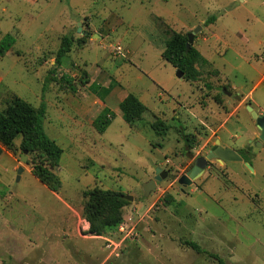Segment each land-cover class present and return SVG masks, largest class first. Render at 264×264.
I'll use <instances>...</instances> for the list:
<instances>
[{"label":"rangeland","instance_id":"rangeland-1","mask_svg":"<svg viewBox=\"0 0 264 264\" xmlns=\"http://www.w3.org/2000/svg\"><path fill=\"white\" fill-rule=\"evenodd\" d=\"M198 27L193 46L208 63L190 82L162 53L174 33ZM7 34L13 46L0 56V110L17 101L44 104V129L63 154L45 185L32 173V155L21 160V135L3 147L0 264H218L214 256L264 264V145L246 110L251 100L239 104L264 75V0H0V41ZM64 37L73 44L58 66ZM63 75L74 80V92ZM128 94L148 108L134 126L119 107ZM253 101L264 113V80ZM105 108L113 119L100 133L94 122ZM233 109L220 146L251 158L257 173L239 161L212 160L191 184L181 183L225 136L216 131ZM157 119L170 126L167 133L154 131ZM153 165L171 176L145 195ZM94 187L133 198L123 208V232L121 224L104 236L89 233L83 194ZM107 239L121 244L115 254Z\"/></svg>","mask_w":264,"mask_h":264},{"label":"trees","instance_id":"trees-1","mask_svg":"<svg viewBox=\"0 0 264 264\" xmlns=\"http://www.w3.org/2000/svg\"><path fill=\"white\" fill-rule=\"evenodd\" d=\"M216 20V16H212L208 23ZM188 35L183 36L179 33H174L166 43L165 50L162 53L163 59L171 64L177 70H180L183 78L190 82L197 81L201 72L197 68L198 65L208 63L199 51L192 45L187 49ZM73 40L70 37H64L61 46L57 52L56 64L62 65L64 57L70 52ZM13 46L12 37L7 34L0 41V56L3 57ZM52 74H55L54 72ZM60 82L65 88L74 92V80L63 75ZM89 82L88 74H82L80 83L86 85ZM95 92V86H89ZM113 88L109 87L106 93H109ZM120 110L127 124L134 126L143 118V115L148 111L146 105L134 94H128L120 102ZM46 114V106L42 104L40 107H34L24 101H17L12 106H9L5 112L0 110V155L3 153V147L11 148L14 140L21 135L22 140L20 149L22 152L27 151L32 155V173L39 181L45 185L54 179L53 170L59 167V161L63 154V150L59 145L52 140L46 133L43 121ZM110 110L105 108L94 122L95 128L100 132H104L108 123L113 119ZM152 128L157 134L167 133L170 126L157 119ZM187 151L194 148L193 139L186 137ZM246 163H249L251 158L243 157ZM57 190V188H55ZM86 199L83 216L89 223V233L94 236H104L107 231L115 229L123 222V208L129 204L128 200L120 191L102 189L94 187L93 189L84 192ZM185 245L190 247L197 253H204L202 248L193 242H185ZM213 255V254H211ZM218 264H226L223 260L214 256Z\"/></svg>","mask_w":264,"mask_h":264},{"label":"water","instance_id":"water-1","mask_svg":"<svg viewBox=\"0 0 264 264\" xmlns=\"http://www.w3.org/2000/svg\"><path fill=\"white\" fill-rule=\"evenodd\" d=\"M201 30V27H198L195 29L192 33L188 34V43H187V49L189 50L191 46L193 45L194 39L196 34ZM78 32L89 35L88 32L82 31L81 28L78 29ZM93 37H98V35H93ZM177 76L179 78H183L184 74L177 70ZM226 92V91H225ZM227 94L230 95V93L227 92ZM246 110L250 112L251 117L256 121L257 128L260 130V137H259V143L260 145L264 144V115L259 114L252 106L247 105ZM27 151H24L21 160L23 163H27ZM217 160L218 162L224 164L225 162L230 161H243V157L234 149L231 148H223L220 146V141L217 140L215 145L209 150L208 154L205 156H201L197 158L194 162V166L190 170L188 176L185 175L181 178V183L191 184V181L193 179H197L202 175L204 170L208 167L210 161ZM246 166L252 171V167L249 163H245ZM153 168L155 169V178L152 179L149 183H147L144 187L145 195H149L152 190H154L157 187V182H160L167 178V175L169 172L163 170L160 167H157L156 165H153ZM24 172V167L20 166L17 170L18 179L20 178L21 174ZM126 199L132 200L133 198L130 196H127Z\"/></svg>","mask_w":264,"mask_h":264},{"label":"crops","instance_id":"crops-1","mask_svg":"<svg viewBox=\"0 0 264 264\" xmlns=\"http://www.w3.org/2000/svg\"><path fill=\"white\" fill-rule=\"evenodd\" d=\"M176 69V68H175ZM183 79V78H182ZM262 80H264V75H263V78L260 80V82H262ZM260 82L254 87V88H252L246 95H245V97H241V101H239V104L241 105V104H243L244 103V99H246V98H248L249 100H251V103L250 104H247V105H250V106H252L253 108H254V106H253V104H254V101H253V95H254V92H255V88H257L259 85H260ZM231 95V94H230ZM227 103V102H226ZM239 105V106H240ZM246 105V106H247ZM239 106L237 107V109L239 108ZM237 109H233V110H231V111H229V114H228V117L225 119V121H223L222 122V124L219 126V129H218V131H216V132H220V131H225V136H226V134H227V136H230V133H229V128H227V126H228V124L230 123V121L233 119V117H235V113L236 112H238L237 111ZM255 109V108H254ZM256 110V109H255ZM257 111V110H256ZM258 112V111H257ZM260 114V113H259ZM262 114H264V113H262ZM239 120V119H238ZM237 120V121H238ZM236 125L237 126H232V128L234 129L235 128V130L238 128L239 129V127H240V125L238 124V122H236ZM216 132H214V134H216ZM224 135H220V142H221V144H222V146H224L223 144H224V141H225V143H226V141L228 142V137L226 136L225 137ZM264 145V144H263ZM249 147V146H248ZM244 148L245 149V153L247 154V155H249L251 152H250V150H248L249 148ZM228 148H232V147H228ZM236 151V150H235ZM240 155H242L241 153H240V151H237ZM252 155V154H251ZM242 157H244V155H242ZM232 162V161H231ZM240 163H243V164H245L246 162L244 161V159H243V161H239ZM226 164H228L229 162H225ZM252 173H253V175H255L256 173H257V170L254 168L253 170H252Z\"/></svg>","mask_w":264,"mask_h":264},{"label":"built area","instance_id":"built-area-1","mask_svg":"<svg viewBox=\"0 0 264 264\" xmlns=\"http://www.w3.org/2000/svg\"><path fill=\"white\" fill-rule=\"evenodd\" d=\"M124 224H122L121 226H120V230L123 232V230H124ZM107 243H108V248H111V246H115V249H114V252L112 253V254H115V250L116 249H118L119 247H120V245L121 244H116V243H114V242H112L111 240H108L107 239ZM117 255V254H116Z\"/></svg>","mask_w":264,"mask_h":264},{"label":"flooded vegetation","instance_id":"flooded-vegetation-1","mask_svg":"<svg viewBox=\"0 0 264 264\" xmlns=\"http://www.w3.org/2000/svg\"><path fill=\"white\" fill-rule=\"evenodd\" d=\"M171 176L170 174L167 175V177Z\"/></svg>","mask_w":264,"mask_h":264}]
</instances>
